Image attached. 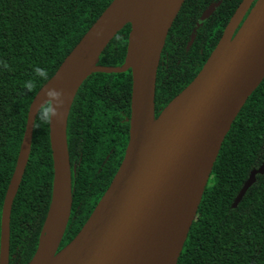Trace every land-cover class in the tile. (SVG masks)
<instances>
[{"label":"trees","instance_id":"obj_1","mask_svg":"<svg viewBox=\"0 0 264 264\" xmlns=\"http://www.w3.org/2000/svg\"><path fill=\"white\" fill-rule=\"evenodd\" d=\"M113 0H0V219L29 106ZM242 0H185L168 32L156 77L155 117L197 76ZM211 16L197 25L210 6ZM130 26L99 57L124 63ZM40 67L45 76L34 74ZM28 85H31L30 90ZM131 73H96L74 97L66 123L70 219L59 250L109 187L128 143ZM36 116L25 172L10 214L9 264L33 258L52 197L48 119ZM264 168V79L231 125L177 264H264V174L233 209L251 171Z\"/></svg>","mask_w":264,"mask_h":264},{"label":"water","instance_id":"obj_2","mask_svg":"<svg viewBox=\"0 0 264 264\" xmlns=\"http://www.w3.org/2000/svg\"><path fill=\"white\" fill-rule=\"evenodd\" d=\"M184 1L113 0L36 94L2 205L0 264H9L11 208L28 163L36 116L47 104L52 197L28 264L38 256L43 238L46 242L37 264H177L222 143L264 79V0H242L200 72L155 117L160 58ZM217 6L206 9L197 25ZM127 25L124 63L116 68L98 66L105 48ZM127 71L131 73V99L123 160L85 224L59 250L72 206L66 143L70 107L92 74ZM46 89L59 91V100L41 99ZM65 100L69 103L62 119L57 105ZM53 110L57 115L51 117ZM258 174H264L263 167L250 172L233 209Z\"/></svg>","mask_w":264,"mask_h":264},{"label":"clouds","instance_id":"obj_3","mask_svg":"<svg viewBox=\"0 0 264 264\" xmlns=\"http://www.w3.org/2000/svg\"><path fill=\"white\" fill-rule=\"evenodd\" d=\"M34 71V74L37 75V76H40V77H44L45 76V70L40 68V67H35L33 69ZM29 87V90H30V87L31 85H28ZM46 96L52 98L54 101H58L60 96H61V93L57 90H54V89H49L47 93H45ZM57 107H59V105H57ZM54 115H57V112L55 110H53L51 112V117L54 116ZM48 116H49V110L48 108L46 107L44 110H43V117H44V121L47 122V119H48Z\"/></svg>","mask_w":264,"mask_h":264},{"label":"bare ground","instance_id":"obj_4","mask_svg":"<svg viewBox=\"0 0 264 264\" xmlns=\"http://www.w3.org/2000/svg\"><path fill=\"white\" fill-rule=\"evenodd\" d=\"M106 18H110L111 20L113 19L112 17H109V15L106 16ZM49 89H46L43 94L41 95V99L43 98H47L49 100H53L52 98L48 97L45 95V93L48 92ZM68 103L69 101H64L59 107H60V114L62 115V119L64 118V115H65V112H66V108L68 106ZM46 232H49V225L46 226V229H45V233ZM45 239L43 238L42 241H41V249H40V252L38 253V256L35 258V260L33 261L32 264H37L40 257L42 256V253H43V249H44V245H45Z\"/></svg>","mask_w":264,"mask_h":264},{"label":"flooded vegetation","instance_id":"obj_5","mask_svg":"<svg viewBox=\"0 0 264 264\" xmlns=\"http://www.w3.org/2000/svg\"><path fill=\"white\" fill-rule=\"evenodd\" d=\"M254 2H255V1H254ZM253 5H254V3H252L251 7H252ZM215 9H216V8H215ZM214 11H215V10H214ZM214 11H213V12H214Z\"/></svg>","mask_w":264,"mask_h":264}]
</instances>
